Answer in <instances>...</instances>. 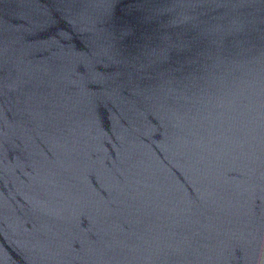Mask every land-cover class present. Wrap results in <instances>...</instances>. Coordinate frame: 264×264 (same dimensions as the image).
<instances>
[{
	"label": "water",
	"instance_id": "1",
	"mask_svg": "<svg viewBox=\"0 0 264 264\" xmlns=\"http://www.w3.org/2000/svg\"><path fill=\"white\" fill-rule=\"evenodd\" d=\"M0 264H264V0H0Z\"/></svg>",
	"mask_w": 264,
	"mask_h": 264
}]
</instances>
